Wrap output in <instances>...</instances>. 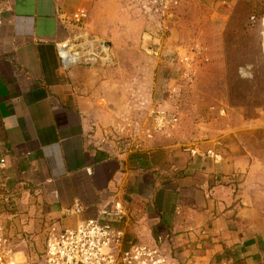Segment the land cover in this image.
Segmentation results:
<instances>
[{
    "label": "crops",
    "instance_id": "0c3cea01",
    "mask_svg": "<svg viewBox=\"0 0 264 264\" xmlns=\"http://www.w3.org/2000/svg\"><path fill=\"white\" fill-rule=\"evenodd\" d=\"M205 1H181L173 38L194 37V5ZM82 4L0 0V139L8 151L1 175L16 210L13 217L0 198L5 235L15 242L29 232L35 239L49 219L75 226L116 199L134 220L115 224L142 241L168 230L184 254L188 230L203 229L193 264H264V132L238 134L256 136L262 150L237 144L234 133L197 129L208 138L196 142V156L167 142L169 134L127 152L114 136L137 134L145 121L137 109L150 100L143 89L155 82L136 79L142 90L134 92L132 77L124 75L130 68L108 42L110 63L61 62L59 43L74 30L59 14ZM85 30L98 38L87 24ZM208 148L220 154L217 162L202 154ZM74 206L81 211L68 214Z\"/></svg>",
    "mask_w": 264,
    "mask_h": 264
},
{
    "label": "built area",
    "instance_id": "2783aa9c",
    "mask_svg": "<svg viewBox=\"0 0 264 264\" xmlns=\"http://www.w3.org/2000/svg\"><path fill=\"white\" fill-rule=\"evenodd\" d=\"M83 4L70 13L60 12L62 24L74 30L72 36L59 43L58 56L64 65L110 63L112 57L107 46L94 34L85 30L94 0H82ZM182 0H132L138 14L148 20L143 39V51L159 61H165L169 74L163 80L166 92L174 101L181 102L183 92L196 79L198 60L204 56L200 42H182L173 38L172 30L177 22V8ZM264 19V17H263ZM262 19L263 31L264 20ZM263 50V45H262ZM264 53V50H263ZM169 102V100H168ZM166 99L153 102L145 112V121L136 135L114 138L124 145L127 152L143 147L144 139L166 136L177 123L178 111ZM213 108V107H211ZM223 113V110H220ZM190 156L201 153L196 142L179 144ZM213 161L220 154L208 148L203 153ZM8 151L0 139V198L11 215L16 214L13 193L9 191L1 171L7 166ZM68 214L81 211L78 206L68 208ZM133 212L122 200L113 199L99 208L94 217L80 220L75 226H66L49 219L40 231L41 249L35 260H28L19 243L4 234L0 223V264H193L194 249L201 248L205 231L197 234L190 229L188 251L178 249L174 234L168 230L158 232L151 242L128 235L127 226L116 225L133 219ZM21 234V242L34 241L29 232ZM30 235H29V234ZM194 235L196 238L194 239ZM24 236V237H22ZM26 238V239H25ZM188 240V241H189ZM191 243V244H190ZM195 243V245H194ZM191 245V246H190Z\"/></svg>",
    "mask_w": 264,
    "mask_h": 264
},
{
    "label": "rangeland",
    "instance_id": "374dc122",
    "mask_svg": "<svg viewBox=\"0 0 264 264\" xmlns=\"http://www.w3.org/2000/svg\"><path fill=\"white\" fill-rule=\"evenodd\" d=\"M91 7L87 29L96 33V39L104 46L110 43L118 50V60L130 68L124 75L132 77L134 92L142 90L138 86L143 82L136 79L153 76L156 85L143 89L150 94L148 104L166 99L178 111L177 123L166 137L167 142L177 144L178 148L179 144L208 138L196 134L197 129L217 134L227 131L235 134L237 144L243 146L247 142L248 149L262 150L256 136L238 134L253 130L264 132V0L196 2L194 37H183L180 41L200 42L204 56L198 60L194 84L184 90L179 103L166 92L165 61L143 51V36L150 24L138 14L132 0H94ZM93 25L100 27L95 30ZM149 105L137 110L146 112ZM21 239L15 243L20 244L28 260H35L41 249V235L32 243Z\"/></svg>",
    "mask_w": 264,
    "mask_h": 264
},
{
    "label": "bare ground",
    "instance_id": "6f19581e",
    "mask_svg": "<svg viewBox=\"0 0 264 264\" xmlns=\"http://www.w3.org/2000/svg\"><path fill=\"white\" fill-rule=\"evenodd\" d=\"M262 35H263L262 45H263V50H264V31L262 32Z\"/></svg>",
    "mask_w": 264,
    "mask_h": 264
}]
</instances>
